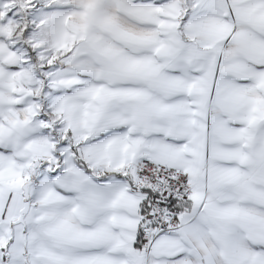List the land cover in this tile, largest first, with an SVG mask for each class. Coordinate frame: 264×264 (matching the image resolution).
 Masks as SVG:
<instances>
[{
    "label": "snow or ice",
    "instance_id": "snow-or-ice-1",
    "mask_svg": "<svg viewBox=\"0 0 264 264\" xmlns=\"http://www.w3.org/2000/svg\"><path fill=\"white\" fill-rule=\"evenodd\" d=\"M0 264H264V0H0Z\"/></svg>",
    "mask_w": 264,
    "mask_h": 264
}]
</instances>
